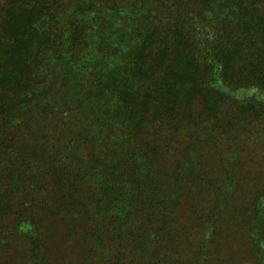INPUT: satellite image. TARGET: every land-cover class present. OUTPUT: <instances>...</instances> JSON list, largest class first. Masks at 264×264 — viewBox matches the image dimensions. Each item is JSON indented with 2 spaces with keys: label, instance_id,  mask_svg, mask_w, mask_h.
I'll return each mask as SVG.
<instances>
[{
  "label": "trees",
  "instance_id": "obj_1",
  "mask_svg": "<svg viewBox=\"0 0 264 264\" xmlns=\"http://www.w3.org/2000/svg\"><path fill=\"white\" fill-rule=\"evenodd\" d=\"M253 140L264 0H0V264H171L184 197L261 259Z\"/></svg>",
  "mask_w": 264,
  "mask_h": 264
},
{
  "label": "rangeland",
  "instance_id": "obj_2",
  "mask_svg": "<svg viewBox=\"0 0 264 264\" xmlns=\"http://www.w3.org/2000/svg\"><path fill=\"white\" fill-rule=\"evenodd\" d=\"M233 142L234 140L232 139V145ZM235 149L239 151V156L237 157V162H239V164H235L234 174L240 179L244 178L246 182L249 181L254 183L261 178V184L264 183V142H256L254 140L252 142L245 141L237 145ZM237 179L234 177L233 184L235 187H238L239 182ZM196 191H198V189H196ZM232 194L233 192L230 194L232 198L225 199L226 203L233 200L235 201L234 205H237L244 199V196H242L240 192H237V190H235L234 196ZM224 197L225 196L222 198ZM187 199L188 197L182 198L183 204H179L181 212L176 214L177 223L181 228L180 235L178 236L181 243L179 246L180 248L177 247V251L172 250V252L170 251V247L165 250V253L170 251L171 254H174L172 255L173 261L171 264H185L182 260L187 264H238V253L242 251L240 247L246 244L244 238H247L242 220L236 216L224 218L219 224L221 227L217 228L218 236L215 237L213 230L216 231V229H214V225L208 221L210 219L209 217H206L204 222L199 220L194 223L192 221L196 217L193 211L197 209V207H204V209H202L205 212H209L205 210V207L210 205L211 202L207 203V197H201L199 203L191 209L186 203ZM201 200H205V202H201ZM217 200L219 199H216V201ZM263 200L264 197L260 200V205ZM261 212L262 214L260 216L264 217V206L262 205ZM203 225L206 227H203ZM222 226L227 229L224 233V238L219 239V236L221 237L220 232L222 231ZM222 245L224 246L223 248ZM262 247L261 259L257 256L248 255L247 260H243L241 264H264V246L262 245ZM165 256L171 259L170 256L166 254Z\"/></svg>",
  "mask_w": 264,
  "mask_h": 264
}]
</instances>
